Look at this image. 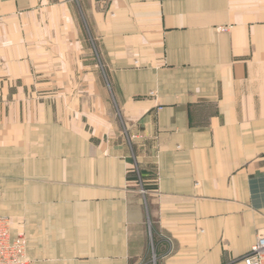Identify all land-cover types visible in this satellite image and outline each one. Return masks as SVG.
<instances>
[{
  "label": "crops",
  "instance_id": "0c3cea01",
  "mask_svg": "<svg viewBox=\"0 0 264 264\" xmlns=\"http://www.w3.org/2000/svg\"><path fill=\"white\" fill-rule=\"evenodd\" d=\"M0 214L24 264H243L264 0H0Z\"/></svg>",
  "mask_w": 264,
  "mask_h": 264
},
{
  "label": "built area",
  "instance_id": "2783aa9c",
  "mask_svg": "<svg viewBox=\"0 0 264 264\" xmlns=\"http://www.w3.org/2000/svg\"><path fill=\"white\" fill-rule=\"evenodd\" d=\"M26 244V236L22 232L13 233L10 218L0 214V264H24ZM241 260L243 264H264V232L256 237Z\"/></svg>",
  "mask_w": 264,
  "mask_h": 264
},
{
  "label": "rangeland",
  "instance_id": "374dc122",
  "mask_svg": "<svg viewBox=\"0 0 264 264\" xmlns=\"http://www.w3.org/2000/svg\"><path fill=\"white\" fill-rule=\"evenodd\" d=\"M9 217V216H8ZM11 220V219H10ZM19 232H22V231H19ZM23 234H24V232H22ZM25 235V234H24ZM148 259L150 260V261H152V253H149V256H148Z\"/></svg>",
  "mask_w": 264,
  "mask_h": 264
}]
</instances>
